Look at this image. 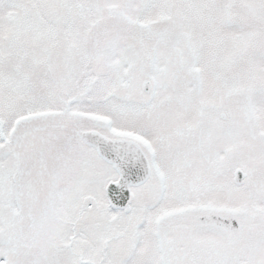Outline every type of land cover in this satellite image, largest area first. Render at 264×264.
<instances>
[{
	"label": "snow or ice",
	"instance_id": "1",
	"mask_svg": "<svg viewBox=\"0 0 264 264\" xmlns=\"http://www.w3.org/2000/svg\"><path fill=\"white\" fill-rule=\"evenodd\" d=\"M0 264H264V0H0Z\"/></svg>",
	"mask_w": 264,
	"mask_h": 264
}]
</instances>
